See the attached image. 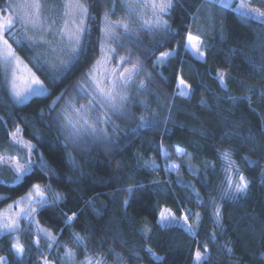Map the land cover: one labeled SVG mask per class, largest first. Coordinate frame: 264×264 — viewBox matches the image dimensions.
<instances>
[{
	"label": "trees",
	"instance_id": "16d2710c",
	"mask_svg": "<svg viewBox=\"0 0 264 264\" xmlns=\"http://www.w3.org/2000/svg\"><path fill=\"white\" fill-rule=\"evenodd\" d=\"M87 2L96 4V0ZM4 3L5 0H0V7ZM203 3V0H193L190 6L185 2L182 8L178 5L170 17H165L171 28L181 35L160 50L167 51L180 45L183 65L154 68L152 60H155V56L145 59L142 50L135 53L144 60L145 68L155 77L149 89L153 95L147 102L155 110L157 123L151 127L137 128L139 120L132 112L133 119L117 120L123 132L107 147H64L63 136H58L53 123L63 100L51 116L47 115L59 91L66 88V97L69 96L73 92L71 86L98 58V44L89 48L87 63L82 64L80 70L59 89H55L50 98L32 97L24 104H17L0 71V155L21 152L8 135L19 127L23 137L35 145L33 159L38 160L42 153L59 177L33 178L21 187L12 185L14 173L9 168H1V176L6 183L0 184V196L9 199L0 201V209L24 195L32 183L50 184L65 199L60 207L48 209L38 215L37 220L77 251L78 260L84 258V252L71 242L72 232L84 236L89 254L102 255L107 264H194V253L198 248L203 253L204 244L208 245L211 253L208 264H264V176L261 175L264 172V96L259 91L255 95L246 91L247 86L264 90V79L260 78L258 71V66L264 62V48L259 47L264 42V32L257 21L249 24L242 22L233 7L221 13L217 6L213 13L215 28L203 38L212 45V55L205 62L191 53H184L183 36L189 30L186 26L191 25L190 30L192 34L195 33L193 26L196 20L193 21L190 15L197 12ZM256 4L264 10V0H257ZM106 6L110 5L96 4L92 9L97 17L94 24L89 21L94 29L91 36L93 41L99 36L96 29ZM139 35L144 47H153V34L140 32ZM155 39H161V34H155ZM13 47L47 83V73L31 59L34 53L27 48L21 51L15 44ZM233 49H236L235 54L232 53ZM119 54L127 55L123 50ZM253 61L257 70L253 69ZM181 67L182 72L179 71ZM218 72L225 74L224 85L215 78ZM157 73H162V77ZM176 73L191 86L190 95L174 96L177 93ZM249 95H252L250 103L244 99ZM157 96L160 98L159 106ZM229 96L239 99L233 102ZM242 138H245L243 142ZM161 147L168 153L167 157ZM177 148L190 154L197 167L195 171L181 161L182 155L176 152ZM224 151L232 153L235 166L250 182L247 194L238 201L220 198L221 189L225 186L222 182L227 175H235L234 171L225 172L228 165L221 156ZM68 154L74 158L78 171L68 164ZM245 157L257 164L250 166ZM173 160L181 165L182 182L166 168L167 163ZM153 161L156 163L155 169L144 167L145 162L151 164ZM153 181L158 183L154 185ZM185 184L192 185V188H186ZM137 185L144 187L130 197L126 189ZM126 199L129 200L127 205L124 203ZM213 199L222 205V233L212 216ZM87 200H93L101 214L93 211ZM163 208L179 218L188 215L193 232L179 225L160 224L158 220ZM72 212H77L79 219L65 225L64 220ZM197 213L200 214L199 221ZM214 231L217 234L215 240L212 238ZM33 239L34 233L22 234V242L28 249L23 264H37L40 259L35 255L36 250L31 243ZM9 240L10 237H0V256L7 257L12 264H18L10 253ZM224 244L233 249L234 255L224 250ZM59 254H63V248L59 249ZM49 259L54 264H62L55 248L51 250Z\"/></svg>",
	"mask_w": 264,
	"mask_h": 264
},
{
	"label": "snow or ice",
	"instance_id": "6c2138e0",
	"mask_svg": "<svg viewBox=\"0 0 264 264\" xmlns=\"http://www.w3.org/2000/svg\"><path fill=\"white\" fill-rule=\"evenodd\" d=\"M185 2L191 6L193 0H96V4L110 6L104 7L100 15L99 26L96 29L99 36L93 41L91 36L94 29L89 21L93 24L96 22L97 17L92 11L96 4H89L87 0H60V3L52 4H49L47 0H5L3 7H0V71L7 79L12 98L17 103H24L31 97L50 98L55 89H59L65 81L80 70L82 64L87 63L89 48L93 44H98L100 57L96 58L91 67L82 73L81 79L71 86L72 95L66 97V88L59 91V94L52 100L47 115L51 116L60 101H64L63 106L53 118L58 136H63L64 147L85 149L99 145L105 147L111 145L114 138H118L123 132L115 121L134 118L129 112L134 101L146 110L151 107L146 100H141L139 97L151 94L149 89L155 77L145 68L144 60L135 53L142 50L145 53V59L155 56V60H152L154 68L160 65L165 67L183 65L184 58L181 57L180 45L167 51L160 49L181 35L178 30L171 28L169 20L165 17H170L173 10L178 5L182 8ZM203 2L210 9L219 6L221 13L231 6V0H203ZM118 6L124 15L113 20L112 17L116 15ZM233 11L237 12L239 19L246 24L257 21L261 31L264 32V10L251 7L249 0H240ZM198 12L199 8L197 12L191 13L190 18L193 21L199 19ZM186 27L189 30L183 36V52L191 53L197 59L206 62L207 58L212 55V45L202 40L199 35L194 36L190 30L191 25ZM211 27L214 29L215 24L213 23ZM17 28L18 31H15ZM197 30L200 31L199 26ZM140 32L153 34L152 48L144 47ZM220 33L223 39L222 27ZM155 34H161V39L157 41ZM13 44L21 51L27 48L34 53L31 59L37 62L38 68L47 73L45 76L47 83L24 63ZM259 47L264 48V42H261ZM120 50L125 51L127 55H119ZM235 52L236 49H233L232 53L235 54ZM252 64L253 69L257 70L254 61ZM179 71H183L182 67ZM258 71L261 74L260 78L264 79V62L258 66ZM157 74L162 77V73ZM215 78L221 85L225 84L224 73H216ZM174 79L180 86L174 96L191 94V86L186 84L178 73L174 74ZM21 82H23V88L20 86ZM246 91L252 95L259 91L264 96V90L254 89L253 86H247ZM252 95L244 99L250 103ZM81 99L85 102L79 103ZM229 99L236 102L239 98L229 96ZM159 102L160 98L157 96L158 106ZM169 106H172V102ZM40 111L44 114L43 109ZM135 118L140 121L137 128L151 127L157 123L154 116L148 117L141 114ZM8 135L14 145L26 150V156L14 155L5 159L0 155V164H7L15 173L12 185L24 187L29 180L40 177L59 179L56 170L48 164L42 153L39 154L38 160L33 159L35 145L19 138V128ZM243 139L245 138H242V142ZM161 151L167 157L168 153L162 147ZM176 151L189 155L179 148ZM221 156L228 165L225 172L234 171L235 178L231 174L226 176L225 181L222 182L225 186L221 189L220 198L221 200L238 201L247 194L250 182L235 166L231 158L232 153L224 151ZM245 159L250 166L257 164L248 157ZM68 164L75 171L79 170L71 154H68ZM144 167L155 169L156 163L155 161L151 164L145 162ZM172 167L179 166L172 165ZM261 175L264 176V172ZM3 183L6 182L0 181V184ZM152 183L156 185L158 182L153 181ZM142 187L144 186L137 185L129 187L126 191L131 197ZM185 187L192 188V185L185 184ZM9 190L15 189L10 188ZM4 199H9V197L0 196V201ZM64 199V195L52 189L50 184L32 183L23 196L7 206L6 212L0 211V237H10V253L15 256L18 264H23L25 256L28 255V249L21 241V235H31L33 232L36 237L31 243L36 250L35 255L40 257L37 264H53V260L49 259L53 248L57 249L58 258L62 264H107L102 255L89 254L85 237L79 233L72 232L70 240L77 249L84 252L82 260L77 259V251L62 242L57 234L40 226L36 217L48 209L60 207ZM86 203L97 214H101V210L96 208L93 200H87ZM124 203L127 205L129 200L126 199ZM212 208L214 223L222 233L224 231L222 205L217 204L213 199ZM196 217L199 221L200 214L197 213ZM77 219H79L78 213L72 212L66 217L64 224L71 225ZM182 219L188 230L192 231L191 225L187 224L188 215L183 216ZM160 222L167 226L175 223L176 218L165 209L160 212ZM212 238L214 240L217 238L215 231L212 233ZM42 239L45 241L47 252L41 247ZM222 247L228 254L234 255L233 249L227 244ZM60 248H63L62 255L59 254ZM203 249V253L199 248L195 251L194 264H208L211 259L208 245L204 244ZM118 259L122 258L118 257ZM0 264H12V262L7 257L0 256Z\"/></svg>",
	"mask_w": 264,
	"mask_h": 264
},
{
	"label": "rangeland",
	"instance_id": "374dc122",
	"mask_svg": "<svg viewBox=\"0 0 264 264\" xmlns=\"http://www.w3.org/2000/svg\"><path fill=\"white\" fill-rule=\"evenodd\" d=\"M256 1L257 0H249V4H250V6L251 7H254V8H259V9H261L257 4H256ZM47 2L49 3V4H52V3H60V0H47ZM240 3V0H231V6L230 7H233V8H235V6L237 5V4H239ZM262 10V9H261ZM213 13H214V8L213 9H210L206 4H202L201 6H200V8H199V12L197 13V15H198V17H199V19L198 20H196V22H195V24H194V26H193V32L195 31V33L193 34L194 36L195 35H199L200 36V38L202 39V40H204L203 38H204V36H206V35H208L209 33H210V31H211V29H212V27H211V25L214 23V15H213ZM124 15V13L122 12V10L119 8V6L117 7V10H116V15H114L113 17H112V19L113 20H115V19H118V18H120L121 16H123ZM198 26H199V28H200V31L198 32ZM15 31H18V28L17 29H15ZM49 38H51V37H49ZM18 54V53H17ZM19 55V54H18ZM100 51H99V55H98V57H100ZM119 55H121V54H119ZM20 56V55H19ZM21 57V56H20ZM22 58V57H21ZM23 59V58H22ZM23 61H24V63L25 64H27L28 65V67L29 68H31L32 69V71L33 72H35L34 70H33V68L23 59ZM36 73V72H35ZM36 75H37V73H36ZM3 76H4V79H5V82H6V84H7V87H8V90H9V93H10V95H11V92H10V88H9V84H8V82H7V79H6V77H5V75H4V73H3ZM38 76V75H37ZM187 84V83H186ZM177 90H176V92H178L179 91V85H178V82H177ZM21 88H23V82H21ZM134 91V90H133ZM149 92L151 93L150 95H148V94H146V95H143V96H140L139 97V99H141V100H150V98H151V96L153 95V92H151L150 90H149ZM73 94V92L70 94V95H72ZM11 97H12V95H11ZM32 98V97H31ZM31 98H29L28 100H26L24 103H26L27 101H29ZM157 98V97H156ZM14 100V99H13ZM15 101V100H14ZM85 101L84 100H79V103H84ZM17 103V102H16ZM24 103H17V104H24ZM148 103V102H147ZM63 104H64V102H63ZM63 104H62V106H63ZM129 110H131V111H129L131 114H132V112H135L136 113V116H139V115H141V114H143V115H145V116H148V117H155L156 116V113H155V110L152 108V106L150 107V109H148V110H146L144 107H142V106H140L138 103H136L135 101L133 102V104L130 106V108H129ZM116 122V124L118 125V123H117V120L115 121ZM139 123H140V121H139ZM19 128V127H18ZM17 129V128H16ZM16 129L15 130H13L12 132H15L16 131ZM20 129V128H19ZM109 131L111 132V129H109ZM19 138L22 140V141H25V142H30L29 140H27V139H25L24 137H23V135H22V132H21V129H20V135H19ZM12 141V140H11ZM13 143V142H12ZM32 143V142H31ZM33 144V143H32ZM179 149H181V148H179ZM177 150V149H176ZM182 150V152L183 153H187V152H185L183 149H181ZM177 152V151H176ZM178 153V152H177ZM179 155H182V159H181V161L183 162V163H185L186 164V166L191 170V171H195L196 170V166H195V164L192 162V158H191V156H190V154L189 153H187V154H189V155H184V154H181V153H178ZM15 155H19V156H26V150H22L21 149V152H19L18 154H15ZM4 157H5V159H7V157L8 156H14V155H3ZM172 165H178L179 167H177V168H173L172 167ZM189 165H191V167H189ZM3 167H7V168H9L12 172H13V170H12V168L11 167H9L7 164H0V180H2V181H4V177H2L1 176V168H3ZM169 171H172L173 173H174V175H175V177H176V179L179 181V182H182V177H181V165H180V163H178L177 161H175V160H173V161H169L168 163H167V167H166ZM14 173V172H13ZM14 175H15V173H14ZM233 178H235V175H233ZM23 196V195H22ZM19 198V197H18ZM18 198H16V199H18ZM16 199H14V200H16ZM14 200H12L11 202H9V203H7L2 209H0V211H7V206L9 205V204H12L13 203V201ZM168 210L170 213H171V215L172 216H174L175 218H176V222L175 223H173V224H171V225H179V226H182L183 228H185V229H187L188 230V228L185 226V221L182 219V217L183 216H185V215H183L182 217H176L169 209H167V208H163L161 211H163V210ZM36 219H37V217H36ZM158 222L161 224V222H160V217H159V220H158ZM22 223H24V222H22ZM187 224L188 225H191L190 223H189V221H188V219H187ZM162 225H164V224H162ZM40 226L41 227H43V228H45V229H47L48 231H50V232H52L51 230H49L48 228H46V227H44V226H42L41 224H40ZM192 227V226H191ZM192 230H193V228H192ZM189 231V230H188ZM190 232H193V231H190ZM34 234H35V232H33ZM35 237H36V234H35ZM21 241H22V235H21ZM41 247H42V249H44V251L46 252V251H48L47 250V248H46V244H45V241L42 239L41 240ZM54 264V263H53Z\"/></svg>",
	"mask_w": 264,
	"mask_h": 264
}]
</instances>
